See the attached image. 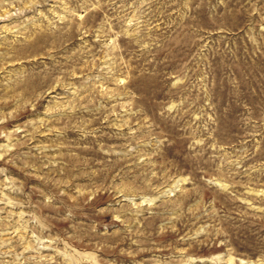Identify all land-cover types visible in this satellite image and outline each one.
I'll return each instance as SVG.
<instances>
[{"label": "rangeland", "instance_id": "rangeland-1", "mask_svg": "<svg viewBox=\"0 0 264 264\" xmlns=\"http://www.w3.org/2000/svg\"><path fill=\"white\" fill-rule=\"evenodd\" d=\"M0 264H264V0H0Z\"/></svg>", "mask_w": 264, "mask_h": 264}]
</instances>
